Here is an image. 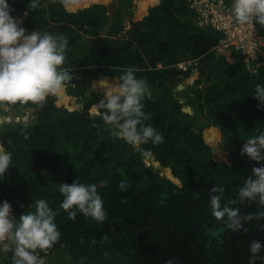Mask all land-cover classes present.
Wrapping results in <instances>:
<instances>
[{"label":"trees","instance_id":"1","mask_svg":"<svg viewBox=\"0 0 264 264\" xmlns=\"http://www.w3.org/2000/svg\"><path fill=\"white\" fill-rule=\"evenodd\" d=\"M93 1L106 0L68 8L39 0L36 10L28 9L30 0H8L28 32L67 39L65 67L74 79L43 108L0 106V145L12 155L0 177V204L8 201L17 219L38 199L56 212L61 239L40 253L45 264H249L250 243L264 244V219L233 233L213 217L210 199L213 187H223L222 206L242 215L264 211L258 201L230 203L252 169L264 166L240 155L246 140L264 131V105L253 98L255 86L264 85V65L249 70L239 52H230L232 61L217 53L219 33L195 25L186 0H143L139 12L149 7L141 17H134L131 0H118L109 13ZM192 57L199 58L196 67L176 68ZM127 68L147 81L151 96L143 103L152 118L146 123L164 138L141 146L150 151L148 161L112 137L97 105ZM76 180L97 186L103 223L82 214L70 220L60 208L59 184ZM121 180L126 191L118 188ZM11 261V252H0V264Z\"/></svg>","mask_w":264,"mask_h":264},{"label":"clouds","instance_id":"2","mask_svg":"<svg viewBox=\"0 0 264 264\" xmlns=\"http://www.w3.org/2000/svg\"><path fill=\"white\" fill-rule=\"evenodd\" d=\"M60 3L68 8L78 4L79 0H60ZM27 7L36 10L40 7L39 0H30ZM231 9L238 25L264 27V0H233ZM12 11L8 0H0V106L19 103L43 108L50 96L59 97L73 86L71 70L65 67L68 41L63 36L41 33L37 29L28 32L11 15ZM254 92L253 98L264 105V85L257 84ZM150 96L147 81L137 78L135 69L127 68L119 76V82L108 87L105 99L97 104L103 110L101 116L112 137L123 139L143 156L150 155V151L141 146L164 142L163 135L146 123L151 120L152 113L145 112L143 101ZM22 116L20 120L25 122ZM240 155L257 163L264 161V131L248 138ZM11 164V153L0 145V177L6 175ZM127 187L124 180L118 184L121 191H126ZM59 192L63 196L60 208L67 213L68 219L75 221L78 214L97 223L107 219L103 199L95 184L78 180L72 184L62 183ZM211 192L214 194L210 199L213 217L225 221V226L233 233H247L246 222L264 219V211L242 215L238 207L222 206L223 187L215 186ZM245 201H258L259 206L264 207V166L252 169V175L239 189L238 200L230 203ZM55 220L56 212L44 199L36 200L18 219L12 214V205L5 200L0 204V252L12 253L11 264H45L40 253L47 254L61 239ZM103 239L107 240V236ZM249 250V264H257V261L264 264V255H261L264 244L252 241ZM167 264L174 262L169 260Z\"/></svg>","mask_w":264,"mask_h":264},{"label":"built area","instance_id":"3","mask_svg":"<svg viewBox=\"0 0 264 264\" xmlns=\"http://www.w3.org/2000/svg\"><path fill=\"white\" fill-rule=\"evenodd\" d=\"M233 0H186L193 12L194 24L198 27H209L219 33L214 46L217 52L236 51L243 55L246 68L254 70L264 65V35L252 26L238 25L232 15ZM199 58H185L175 66L185 71L196 66ZM17 117V116H16ZM15 117V118H16Z\"/></svg>","mask_w":264,"mask_h":264},{"label":"rangeland","instance_id":"4","mask_svg":"<svg viewBox=\"0 0 264 264\" xmlns=\"http://www.w3.org/2000/svg\"><path fill=\"white\" fill-rule=\"evenodd\" d=\"M141 1H143V0H131V6H130V9H132L133 11H134V14H135V16L134 17H141L143 14H144V12H141V14L140 15H136V13H137V10H138V3L139 2H141ZM92 2V1H91ZM94 3H100V4H103V5H105V6H107V10H108V13L109 12H111V10H113L114 8H115V6H116V4H117V2H118V0H106V1H93ZM147 7H149V4H148V6ZM146 7V8H147ZM126 9H129L128 7H125ZM147 10H145V12H146ZM18 21L20 20V17H15ZM126 22V21H125ZM229 61H232V58H231V56H230V54L226 57ZM191 81H192V78L191 77H187V78H185L184 79V83L185 84H190L191 83ZM3 111H8V108L7 107H3ZM2 115H4V114H2ZM7 115V114H6ZM6 117V116H5ZM4 116H3V119H6ZM27 117H28V114H27ZM27 117H25L24 119L26 120L27 119ZM29 117H31V111H30V115H29ZM2 119V120H3ZM25 122H27V121H25ZM153 163H154V161H153ZM156 167H158L159 169H161L162 170V172L164 173V174H166L167 172L162 168V167H160L159 165H157Z\"/></svg>","mask_w":264,"mask_h":264},{"label":"crops","instance_id":"5","mask_svg":"<svg viewBox=\"0 0 264 264\" xmlns=\"http://www.w3.org/2000/svg\"><path fill=\"white\" fill-rule=\"evenodd\" d=\"M147 6H148V5H147ZM147 6H146V7H147ZM147 9H148V7H147V8H145V10H147ZM143 12L145 13V11H143ZM140 14H141V12H139V10H137V13H136V15H140ZM224 53H225V55H226V57H227V56L229 55V53H230V52H228V51H225Z\"/></svg>","mask_w":264,"mask_h":264},{"label":"water","instance_id":"6","mask_svg":"<svg viewBox=\"0 0 264 264\" xmlns=\"http://www.w3.org/2000/svg\"><path fill=\"white\" fill-rule=\"evenodd\" d=\"M150 159H152V157H151L150 155H149V156H148V155L145 156V160H146V161H148V160H150Z\"/></svg>","mask_w":264,"mask_h":264}]
</instances>
